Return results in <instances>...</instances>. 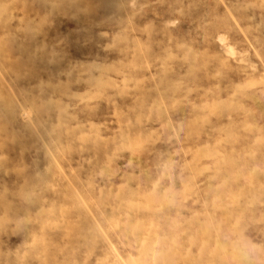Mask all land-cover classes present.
I'll use <instances>...</instances> for the list:
<instances>
[{
    "label": "rangeland",
    "instance_id": "1",
    "mask_svg": "<svg viewBox=\"0 0 264 264\" xmlns=\"http://www.w3.org/2000/svg\"><path fill=\"white\" fill-rule=\"evenodd\" d=\"M0 264H264V0H0Z\"/></svg>",
    "mask_w": 264,
    "mask_h": 264
},
{
    "label": "bare ground",
    "instance_id": "2",
    "mask_svg": "<svg viewBox=\"0 0 264 264\" xmlns=\"http://www.w3.org/2000/svg\"><path fill=\"white\" fill-rule=\"evenodd\" d=\"M219 38V37H218ZM232 50V49H231ZM116 196V195H115Z\"/></svg>",
    "mask_w": 264,
    "mask_h": 264
}]
</instances>
